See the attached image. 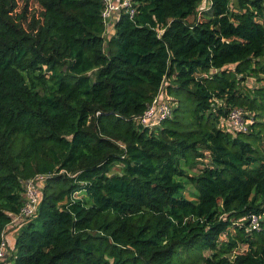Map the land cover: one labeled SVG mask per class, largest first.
I'll return each mask as SVG.
<instances>
[{
  "label": "trees",
  "instance_id": "16d2710c",
  "mask_svg": "<svg viewBox=\"0 0 264 264\" xmlns=\"http://www.w3.org/2000/svg\"><path fill=\"white\" fill-rule=\"evenodd\" d=\"M34 1L0 0V264H264V0Z\"/></svg>",
  "mask_w": 264,
  "mask_h": 264
},
{
  "label": "built area",
  "instance_id": "2783aa9c",
  "mask_svg": "<svg viewBox=\"0 0 264 264\" xmlns=\"http://www.w3.org/2000/svg\"><path fill=\"white\" fill-rule=\"evenodd\" d=\"M102 5V11L100 14L101 21L106 28V32L110 31L113 23L116 21L118 15L123 12L130 17L136 12V6L131 0H99ZM200 11L207 10L210 7V1L206 0ZM159 33L162 30L158 31ZM172 117V107L163 100L160 95L157 96L152 104L146 109L144 114L136 119V122L145 127L159 126L163 121ZM227 120L233 127L238 130L246 131L247 119L245 113L241 110H231L227 116ZM46 177L36 176L33 179L27 181L24 186V201L20 209V212L12 218L11 224L22 222L27 218L35 215L37 207L40 202V189ZM257 219L252 218V225H256ZM5 232V231H4ZM5 238V236L3 237ZM6 238L2 240L0 245V260L3 259L6 253Z\"/></svg>",
  "mask_w": 264,
  "mask_h": 264
},
{
  "label": "rangeland",
  "instance_id": "374dc122",
  "mask_svg": "<svg viewBox=\"0 0 264 264\" xmlns=\"http://www.w3.org/2000/svg\"><path fill=\"white\" fill-rule=\"evenodd\" d=\"M14 2L16 4V8H17L16 13L18 15L24 14L25 12L34 13L35 11H38V6L34 0H14ZM205 2H206V0H204V3ZM253 83H254L253 80L248 81L249 86L252 85ZM171 107L173 108V105H171ZM119 169H120L119 166H115L112 168V172L117 173V172H119ZM194 194L197 195L196 192H194ZM78 196L80 197L81 195H78ZM241 249H242L241 251H244L245 247L241 246Z\"/></svg>",
  "mask_w": 264,
  "mask_h": 264
},
{
  "label": "crops",
  "instance_id": "0c3cea01",
  "mask_svg": "<svg viewBox=\"0 0 264 264\" xmlns=\"http://www.w3.org/2000/svg\"><path fill=\"white\" fill-rule=\"evenodd\" d=\"M1 262H2V261H1ZM1 262H0V263H1ZM4 264H8V262H5Z\"/></svg>",
  "mask_w": 264,
  "mask_h": 264
}]
</instances>
